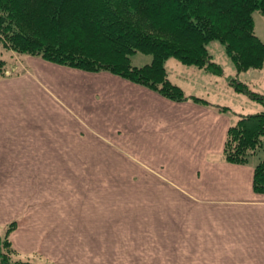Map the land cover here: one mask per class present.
I'll return each instance as SVG.
<instances>
[{"label": "crops", "instance_id": "1", "mask_svg": "<svg viewBox=\"0 0 264 264\" xmlns=\"http://www.w3.org/2000/svg\"><path fill=\"white\" fill-rule=\"evenodd\" d=\"M21 61L0 79V226L16 222L15 249L54 264H264L257 161L221 157L228 111L170 78L208 104Z\"/></svg>", "mask_w": 264, "mask_h": 264}, {"label": "trees", "instance_id": "2", "mask_svg": "<svg viewBox=\"0 0 264 264\" xmlns=\"http://www.w3.org/2000/svg\"><path fill=\"white\" fill-rule=\"evenodd\" d=\"M255 12L264 15V0H0V49L88 72H109L172 101L208 104L174 84L165 62L175 58L222 76L223 65L208 50L211 41H218L235 76L261 70L264 42L255 33ZM135 53L151 55V61L134 66L130 56ZM6 67V58L0 57V79ZM235 76L229 87L264 107V93ZM263 137L264 108L241 116L228 127L222 160L248 164ZM253 170V190L262 193L264 155ZM15 227L10 222L0 235V264H47L13 249L9 235Z\"/></svg>", "mask_w": 264, "mask_h": 264}, {"label": "rangeland", "instance_id": "3", "mask_svg": "<svg viewBox=\"0 0 264 264\" xmlns=\"http://www.w3.org/2000/svg\"><path fill=\"white\" fill-rule=\"evenodd\" d=\"M254 17L256 22V30L258 34L262 38H264V18H261L262 14L258 12L254 13ZM208 50L212 55V58L216 62L223 65L225 70L224 75L217 77L193 66L183 65L175 58H169L165 62V67L168 71L169 76L168 78H170L174 82L182 84L186 89H188L189 87L194 88V92L198 95H201L203 93L204 96H208L207 99L209 104H212L211 106L215 108H220L221 106H229L230 109L227 111L231 116L233 122H235L243 115L253 114L263 109L264 107L261 104L250 100L244 94L237 93L232 89V87H229L228 81L235 76V70L231 61L226 57L223 46L218 41H211L208 44ZM0 57L6 58L7 67L4 72L5 77L20 73L22 62L21 60L26 56L24 54H18L12 50L0 49ZM150 61L151 55L148 54L135 53L130 56V62L134 66H142L149 63ZM235 77L240 81L253 84L256 90L264 93V65L262 66L261 70H249L244 73H239ZM208 80L211 81L209 85L207 82ZM215 80L216 83L214 82ZM186 84H188L189 87H187ZM218 93L222 98L221 100L217 98ZM263 155L264 137L262 138V147L257 150V153L254 157L250 158V161L256 162L260 158H262ZM7 225L0 226V235L4 234ZM10 236L11 234L9 235V239ZM13 249L15 248L13 247ZM15 250L18 252V254L22 255L21 257L37 256L38 258L35 257V259H38L42 263L54 264L39 254H26L18 251L17 249ZM14 257H18L17 253L14 255Z\"/></svg>", "mask_w": 264, "mask_h": 264}]
</instances>
